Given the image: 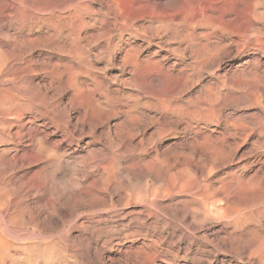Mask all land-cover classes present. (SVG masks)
I'll return each mask as SVG.
<instances>
[{
    "label": "rangeland",
    "instance_id": "374dc122",
    "mask_svg": "<svg viewBox=\"0 0 264 264\" xmlns=\"http://www.w3.org/2000/svg\"><path fill=\"white\" fill-rule=\"evenodd\" d=\"M0 205L6 264H264V0H0Z\"/></svg>",
    "mask_w": 264,
    "mask_h": 264
},
{
    "label": "bare ground",
    "instance_id": "6f19581e",
    "mask_svg": "<svg viewBox=\"0 0 264 264\" xmlns=\"http://www.w3.org/2000/svg\"><path fill=\"white\" fill-rule=\"evenodd\" d=\"M62 166V165H61ZM71 167V166H70ZM50 169V168H49ZM146 174H149L150 175V173H146ZM146 176V175H145ZM145 176H144V178H145ZM190 176V175H189ZM126 177V176H125ZM185 177H187V175L185 176ZM56 178V177H55ZM146 178H148V176H146ZM150 178V177H149ZM180 178V177H179ZM189 178V177H188ZM128 179V178H127ZM132 179V178H131ZM130 179V180H131ZM175 179V178H174ZM80 180V179H79ZM78 180V178H77V182H78V184H80V182L81 181H79ZM148 180V179H147ZM197 180V179H196ZM195 179L193 180V181H196ZM129 181V180H128ZM145 181V180H144ZM200 181V180H199ZM182 182V181H181ZM198 182V181H197ZM73 185V184H72ZM175 185H177V183L175 184ZM179 186H180V184H179ZM75 187V186H74ZM165 187V186H164ZM69 188H70V186H69ZM202 188V187H201ZM189 190H191V189H189ZM194 190V189H193ZM202 190V189H201ZM201 190H200V192H201ZM215 190V189H214ZM163 191V190H162ZM211 191V190H210ZM174 192V191H173ZM169 194V193H168ZM210 194V193H209ZM152 196L153 195H151V198H152ZM155 196V195H154ZM158 196V195H157ZM194 196V195H193ZM208 196V195H207ZM7 197V196H6ZM201 198V197H200ZM199 198V199H200ZM51 199V198H50ZM155 199V198H154ZM204 199V198H203ZM8 200H9V198H8ZM202 200V199H201ZM200 200V201H201ZM207 200V199H206ZM4 201V200H3ZM5 201H6V199H5ZM39 201H40V199H39ZM199 201V200H198ZM215 201V200H214ZM8 202V201H7ZM2 204V203H1ZM47 204V203H46ZM50 204H51V202H50ZM209 204H211V203H209ZM213 204H215V203H213ZM184 205V204H183ZM198 205V204H197ZM204 205L206 206V205H208V203L206 202V204H203V205H198L197 207H196V205H195V207L196 208H194L193 210H191V213H192V218L194 219V220H200L201 221V223H202V225L203 224H208V225H210V226H212V224L214 223L213 222V216L211 217V215L210 214H208V212H207V210L205 211V209H204ZM1 206V205H0ZM3 206V205H2ZM52 206V205H51ZM11 208V207H10ZM38 208V207H37ZM214 207H212L211 208V206H209V210L210 209H213ZM14 209V208H13ZM49 209V208H48ZM214 209H217L216 207L214 208ZM10 210V209H9ZM218 210V209H217ZM187 211V210H186ZM216 211V210H215ZM215 211H214V214H215ZM31 212V211H30ZM185 212V211H184ZM189 212V211H188ZM187 212V213H188ZM207 212V213H206ZM212 211L210 210V213H211ZM217 212V211H216ZM186 213V214H187ZM190 213V214H191ZM8 214H10V213H8ZM213 214V213H212ZM13 215V214H12ZM216 215V214H215ZM40 215H38V217H39ZM187 216V215H186ZM191 216V215H190ZM1 217H3V215L1 216ZM3 218H5V217H3ZM36 218V217H35ZM186 218V217H185ZM213 220H212V219ZM38 220V219H37ZM5 221H7L6 219H5ZM191 221H193L192 219H191ZM195 221V222H196ZM215 221V220H214ZM0 223H2V221L0 222ZM192 223V222H191ZM194 223V222H193ZM198 223H200L199 221H198ZM4 224H6V223H4ZM3 224V225H4ZM219 224V223H218ZM2 225V224H1ZM207 225V226H208ZM200 226H201V224H200ZM209 226V227H210ZM204 227H206V226H204ZM202 228V227H201ZM200 228V229H201ZM211 228V227H210ZM15 230V229H14ZM202 230V229H201ZM209 230V229H208ZM20 232V231H19ZM215 232H217V231H215ZM201 233H203V235H206V234H204V232H201ZM206 233H208V232H206ZM212 233V232H211ZM214 234V233H213ZM13 235V234H12ZM12 235H11V230H9V228H6V226H4V227H2V226H0V264H6V263H8V262H6V260L9 258V254L13 251V248H12V246H13V241L11 240V238H13V239H15L14 238V235H13V237H12ZM212 235V234H211ZM50 236H52V235H50ZM44 237H46V236H44ZM37 238V237H36ZM35 238V239H36ZM39 239H40V237H39ZM20 241H21V239H20ZM55 241V240H54ZM27 244V243H26ZM31 244H33L32 242H31ZM17 245V244H16ZM46 245V244H45ZM191 245V244H190ZM19 246V245H18ZM21 246V245H20ZM23 246V245H22ZM35 246V245H34ZM38 246V245H37ZM42 246H43V244H42ZM14 247V246H13ZM48 247V246H47ZM38 248V247H37ZM15 250L17 251V250H19L20 252H21V250L22 251H24L25 249L24 248H22V247H19V248H15ZM14 250V251H15ZM37 250V249H36ZM39 250H40V248H39ZM13 251V252H14ZM18 251V252H19ZM30 251H32V250H30ZM46 251L48 252V250L46 249ZM45 251V252H46ZM50 251V250H49ZM68 251V250H67ZM180 251V250H179ZM25 252V251H24ZM39 252V251H38ZM25 253H27V252H25ZM34 253V252H33ZM48 253H51L52 254V252H48ZM47 253V254H48ZM54 253V252H53ZM200 253H202V251L200 252ZM13 254V253H12ZM24 254V253H23ZM40 254V253H39ZM47 254H45V255H47ZM50 254V255H51ZM198 254V253H197ZM14 255V254H13ZM19 255H20V253H19ZM22 255V254H21ZM27 255V254H26ZM202 255V254H201ZM28 256V255H27ZM33 256V255H32ZM52 256V255H51ZM29 257H30V255H29ZM47 257V256H46ZM55 257V256H54ZM57 257H59V255L57 256ZM23 258V257H22ZM24 258H25V256H24ZM31 258V257H30ZM52 258H53V256H52ZM60 258H61V256H60ZM18 259H20V258H18ZM40 259V258H39ZM42 259V258H41ZM47 259H48V257H47ZM50 259V258H49ZM64 259V258H63ZM67 259V258H66ZM10 260V259H9ZM13 260V259H12ZM25 260V259H24ZM54 260H56V259H54ZM57 260H59V258L57 259ZM16 261V260H15ZM18 261V260H17ZM35 261V260H34ZM33 261V262H34ZM19 262V261H18ZM26 262V261H25ZM46 262V261H45ZM51 262V261H50ZM73 262V261H72ZM15 263V262H14ZM55 263V262H54ZM62 263V262H61ZM70 263V262H69ZM20 264H22V263H20ZM27 264V263H26ZM48 264V263H47ZM73 264V263H72Z\"/></svg>",
    "mask_w": 264,
    "mask_h": 264
}]
</instances>
